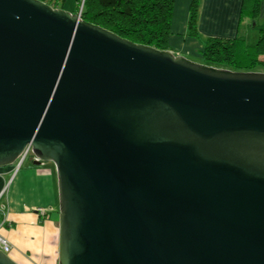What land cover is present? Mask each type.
Wrapping results in <instances>:
<instances>
[{"label": "water", "instance_id": "1", "mask_svg": "<svg viewBox=\"0 0 264 264\" xmlns=\"http://www.w3.org/2000/svg\"><path fill=\"white\" fill-rule=\"evenodd\" d=\"M27 148L56 171L57 264H264V72L0 0V169Z\"/></svg>", "mask_w": 264, "mask_h": 264}, {"label": "trees", "instance_id": "2", "mask_svg": "<svg viewBox=\"0 0 264 264\" xmlns=\"http://www.w3.org/2000/svg\"><path fill=\"white\" fill-rule=\"evenodd\" d=\"M66 0H43L53 9H63ZM174 0H84L80 13L82 21L109 30L119 38L160 51H169L171 18ZM80 0H75L72 14L79 12ZM198 0H190V34H196L195 18ZM238 23L253 21L255 37L247 33L234 38H209L200 51L203 64L231 71L257 72L264 69V0H242ZM263 24L258 27V18ZM252 32V31H251ZM50 211L46 213L48 215ZM1 218V214H0Z\"/></svg>", "mask_w": 264, "mask_h": 264}, {"label": "crops", "instance_id": "3", "mask_svg": "<svg viewBox=\"0 0 264 264\" xmlns=\"http://www.w3.org/2000/svg\"><path fill=\"white\" fill-rule=\"evenodd\" d=\"M205 1L208 10L221 13L227 6L233 8L235 14L242 2ZM206 13L212 16V13ZM172 51L170 48L173 54ZM0 197L5 210L3 220L6 221L0 231L11 244L9 256L12 261L16 264H57L58 194L53 165L46 162L34 165L31 160L19 169L14 165L0 169ZM36 208H47L50 212L40 218Z\"/></svg>", "mask_w": 264, "mask_h": 264}, {"label": "rangeland", "instance_id": "4", "mask_svg": "<svg viewBox=\"0 0 264 264\" xmlns=\"http://www.w3.org/2000/svg\"><path fill=\"white\" fill-rule=\"evenodd\" d=\"M230 1V3H234L235 0H224ZM198 6L196 8V18H195V26H196V34L191 35V29H189V19H190V11L189 5L190 0H174L172 18H171V34H169L168 45L173 50V54L175 56H181L189 61L195 62L197 64H202L200 51L202 50L203 44L209 39L213 37H221V38H234L238 35H243L247 33V26L250 24L251 37H255V30H253L254 25L253 21L249 23L247 20L241 21L238 23L239 17V7L238 12L233 13V8L225 6L223 9L224 12L218 13L208 10V6L206 5L205 0H198ZM63 10L69 14L72 13V10L75 7V0H66L63 3ZM222 8V6H220ZM212 13V16L208 15L206 12ZM216 16L214 18L213 16ZM213 17V18H212ZM262 16L258 18V27L263 24V20H261ZM259 73L264 72V69L256 70ZM31 157H28L25 163L30 162ZM47 163V162H46ZM51 165V163H49ZM15 167V166H14ZM1 198L0 197V222L4 221L5 210L1 206ZM36 208L35 210H37ZM58 211V210H57ZM57 216V215H56ZM6 221H4V224ZM8 224V223H7ZM58 227V222H56ZM4 226V225H3Z\"/></svg>", "mask_w": 264, "mask_h": 264}, {"label": "built area", "instance_id": "5", "mask_svg": "<svg viewBox=\"0 0 264 264\" xmlns=\"http://www.w3.org/2000/svg\"><path fill=\"white\" fill-rule=\"evenodd\" d=\"M41 1L42 3L43 0H39ZM83 3H84V0H80V3H79V12L78 14L80 15L82 9H83ZM50 7V6H49ZM31 156V149L30 148H27L21 155L20 157L17 159V161L15 162V168L16 169H19L21 167V165L26 161V159L28 157ZM49 210L46 208V209H43V208H38L36 210L37 214L39 215L40 218H44L46 216V213L48 212ZM4 225V221L0 222V228L3 227ZM11 244L10 242H8L6 240V238L2 235L1 231H0V252H3L4 254H7L9 255L10 251H11Z\"/></svg>", "mask_w": 264, "mask_h": 264}, {"label": "flooded vegetation", "instance_id": "6", "mask_svg": "<svg viewBox=\"0 0 264 264\" xmlns=\"http://www.w3.org/2000/svg\"><path fill=\"white\" fill-rule=\"evenodd\" d=\"M30 157H31V159H30V160H33V162H34L35 160H34V158H33V155H31Z\"/></svg>", "mask_w": 264, "mask_h": 264}, {"label": "bare ground", "instance_id": "7", "mask_svg": "<svg viewBox=\"0 0 264 264\" xmlns=\"http://www.w3.org/2000/svg\"><path fill=\"white\" fill-rule=\"evenodd\" d=\"M42 164H44V163H42Z\"/></svg>", "mask_w": 264, "mask_h": 264}]
</instances>
